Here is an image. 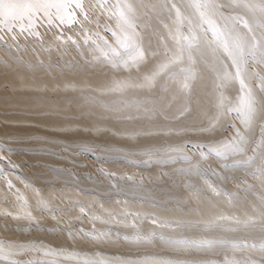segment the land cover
Returning a JSON list of instances; mask_svg holds the SVG:
<instances>
[{"label":"bare ground","instance_id":"obj_1","mask_svg":"<svg viewBox=\"0 0 264 264\" xmlns=\"http://www.w3.org/2000/svg\"><path fill=\"white\" fill-rule=\"evenodd\" d=\"M137 3L151 4L155 0H136ZM162 2V0H161ZM188 0H185L187 3ZM257 4L261 0H255ZM143 13V9H141ZM139 22V21H137ZM101 24H108L115 28L116 21L101 20ZM162 30L163 25H160ZM93 31L96 25H90ZM174 27V26H173ZM43 40L18 37L16 42L7 39L12 45L11 51L0 46V143L11 147V155L3 153L6 160H10L14 168H8L7 163L0 164L6 169L0 175V241L18 244H36L40 251L26 252L10 259L0 258V264H10L11 260L23 261L24 264H82L84 258L93 256L100 259L127 261L129 264H156L161 260L178 259L173 255V249L164 245L159 237L169 235H185L188 238L211 239L224 242L222 245L196 256L197 264H232L233 261H242L246 252L234 249L231 244L240 242L245 236L248 244L259 245L264 243L257 232L245 233L236 228L235 220L244 218L248 211L246 205L252 204L255 198L264 196V186L259 180H254L250 172L251 166L245 170L240 168H221V165L231 166L238 159L236 156H217L208 153L205 160L199 161V168L179 159L176 153H171L162 158L143 155L149 148H166L173 142L167 135H142L130 138L125 131L131 128H151L146 120L143 123L134 121L121 122L117 115H126L140 120L145 113L143 107H151L153 103L162 104L164 114L170 125L183 127L192 124H206V118L215 112L216 97L212 84L215 73L212 70L214 57L211 50L202 48L203 59H196L193 69L197 75L196 91L186 98L185 93L177 88V81L171 74L162 73L157 78L152 88H126L118 92L101 91L117 80H135L136 69L115 71L105 68L100 71L101 64L98 58L102 53L84 45V35L79 32V26L71 28L60 26L45 32L39 29ZM62 31L63 35L72 36L76 45L65 39L63 46L56 40L54 33ZM139 31V29L137 30ZM101 34L111 42V34L101 30ZM186 34V33H185ZM211 41V34L206 37ZM169 44L174 41L169 40ZM79 45V47L77 46ZM12 58H18L22 63L16 64ZM149 58L151 64L141 65L144 70L140 79L148 74L149 70L159 63ZM92 62L91 68H85L84 61ZM43 62L44 67L33 69L37 63ZM59 67H56V64ZM79 64V69L69 67ZM51 68V71L48 69ZM181 68L190 69V63L173 66L172 72L179 74ZM183 79V76H180ZM46 82L49 85L59 84L64 89L66 85H76L96 97L95 103L80 101L79 107H69L62 101L61 107L66 113H76L91 109L100 114L104 111L101 105L118 108L120 112L107 124L100 125L105 131L96 133L89 131L84 124H73L71 128L58 122L55 109L51 107L56 96H72L71 89L44 95L53 97L46 100L44 95L37 94L35 85ZM238 88V85L236 86ZM95 90V91H93ZM230 99L236 95L235 89L225 93ZM186 109V110H185ZM183 115L181 116V111ZM76 119L77 117H60V119ZM156 119L155 114L152 116ZM244 131L241 115L232 112L223 127H218L214 132L201 133L192 130L184 133V140L188 144L197 143L209 145L214 141H222L233 136L234 129L231 125ZM155 132V129H152ZM260 124L256 127L259 138ZM11 141V143H9ZM92 146L96 152H81L80 154L65 153L61 147ZM206 150V149H204ZM184 152L192 156V150L185 148ZM248 155H252L251 152ZM177 157V158H173ZM191 170L192 177L185 178L183 172ZM104 174H101V173ZM168 173L162 176L161 173ZM217 173L219 175H216ZM228 175L229 179H222ZM237 177L235 182L231 177ZM132 177L133 180H127ZM151 177V181H149ZM243 177L244 183L239 178ZM11 179L14 188H6L7 181ZM142 182L143 190L133 182ZM207 183L220 189V194L213 193ZM194 185L189 188L186 185ZM247 185H253L251 191ZM197 189L203 194L197 195ZM18 190V191H17ZM40 193L37 197L36 193ZM22 198V199H18ZM236 197L237 199H232ZM43 198L50 206L65 210L63 221L58 214L51 211H41L37 207L38 199ZM24 201L27 202L25 205ZM258 202V201H257ZM80 207L88 211L89 216H99L95 228L97 231H111L112 242H94L88 238L78 237L71 239L67 235L68 222L73 223L75 230L83 229L93 231L92 220L81 217ZM165 208L167 210H165ZM25 210H30L36 218V223L26 218L14 219L13 216H23ZM12 213L11 216L5 213ZM115 212L121 219L108 221L107 213ZM126 212L139 213L140 219L136 229L132 228L133 220L129 216L123 219ZM56 215V219H53ZM145 216H155L164 221L185 220L192 222H207L219 216L226 217L217 220L216 226L211 230L184 229L180 233H173L168 228L153 225ZM79 217V219H77ZM61 228L65 230L60 231ZM155 233L156 239L149 243H134L135 231ZM129 237L124 240L123 237ZM51 251L54 254L45 255ZM184 261V257L179 258ZM186 264H192L188 259Z\"/></svg>","mask_w":264,"mask_h":264},{"label":"snow or ice","instance_id":"obj_2","mask_svg":"<svg viewBox=\"0 0 264 264\" xmlns=\"http://www.w3.org/2000/svg\"><path fill=\"white\" fill-rule=\"evenodd\" d=\"M143 9V13H141ZM108 21L115 20V28L108 24H101L103 18ZM139 21V22H137ZM96 25L97 30L93 31L90 25ZM163 25V31L160 25ZM73 25L79 26V32L84 35V45H88L95 51L101 52L102 57L98 58V63L102 65L100 71L105 68L115 71L127 70L131 72L136 69L137 78L135 80H117L105 87L103 92H118L126 88H152L155 86L157 78L162 73L171 74L177 81L179 91L185 93L186 98L196 91L197 75L193 70L196 65V59H203L202 48H208L214 57L212 70L215 73L212 80L213 88L219 95L216 97L215 112L206 118L207 123L203 121L200 124L184 125L176 127L170 125L165 115L161 120L159 117L164 114L165 108L162 104L153 103L151 107H143L145 115L140 120L126 115H117L116 119L121 122L134 121L143 123L147 121L151 128H131L125 131L130 138H138L142 135H167L173 142H170L166 148H149L143 155L151 158L164 157L171 153H176L179 159L191 164L193 159L197 160L195 168H199V161L205 160L208 153H214L217 156L227 157L229 154L238 157L231 166L224 164L221 168H247L254 166L249 174L252 179L259 180L261 186H264V0L259 4L255 0H155L154 3H137L136 0H0V46L6 47L11 51L12 45L8 40L16 42L18 37L33 38L43 40V35L39 29L43 28L45 32L53 28L59 29L71 28ZM174 26V27H173ZM139 29V31H137ZM101 30L111 34V42L101 34ZM186 33V34H185ZM211 34L212 40L206 39ZM56 40L61 41L59 47L63 46V41L67 39L72 44L77 42L72 36H64L62 31L54 33ZM174 44H169V40ZM79 47V45H77ZM151 52L152 58L159 61L152 67L148 74L140 79V73L144 70L141 65L151 64L149 58ZM14 63L20 64L18 58H12ZM184 63H190L192 68H181L179 74L173 73V66H180ZM85 68H91L92 62L84 61ZM43 62L37 63L33 69L43 68ZM59 67V64H56ZM69 67L79 69V64H71ZM51 71V68L48 69ZM183 76V79H180ZM238 85V88L236 87ZM71 89L72 96H56L51 105L55 109L58 122L67 125L69 128L73 124H84L89 131L102 133L105 131L100 125L107 124L114 118V114L120 112L118 108H110L107 105H101L104 111L100 114L94 113L91 109L79 111L76 113H66L61 107V102H67L69 107H79L80 101L97 102L96 97L84 89H78L76 85H66L64 89L59 84L49 85L41 82L35 85L37 94L61 92ZM230 89H235L236 95L231 99L225 94ZM95 91V90H93ZM46 100L53 97L44 95ZM186 110V109H185ZM181 111V116L183 115ZM232 112L241 115V121L244 131L231 125L234 129L232 137L214 141L209 145L197 143L188 144L184 140V133L197 130L201 133L214 132L218 127H223L228 116ZM155 114L156 119L152 116ZM77 117L76 119H60V117ZM260 124L259 138H257L256 127ZM155 129V132L152 131ZM11 143V141H9ZM61 147L65 153L80 154L81 152H96L98 149L92 146ZM185 148H190L193 155L189 156L184 152ZM206 149V150H204ZM11 147L0 143V164L7 163L8 168H14L10 160H6L3 153L11 155ZM251 152L252 155H248ZM173 157V158H177ZM6 171L0 168V175ZM183 172L185 178H191V170ZM101 174H104L103 172ZM219 175L217 173H214ZM167 176L168 173H161ZM127 180H133L127 177ZM151 181V177L148 178ZM228 180L229 176L222 177ZM233 182L237 177H231ZM244 183L243 177L239 178ZM141 190L144 188L142 182L133 181ZM207 187L216 194H220V189L207 183ZM192 188L194 185H186ZM6 188L12 191L14 185L9 179ZM253 185H247V190L251 191ZM18 191V190H17ZM197 195L203 193L197 189ZM40 197V193H36ZM237 199L236 197H231ZM18 199H22L19 198ZM258 201V202H257ZM25 205L27 204L24 201ZM37 207L41 211H51L64 219L65 210L56 206H50L43 198L38 199ZM248 211L244 218L236 219V228L245 233L257 232L259 238L264 240V196L257 197L252 204L246 205ZM165 210H167L165 208ZM81 217H87L92 220L93 231L86 232L83 229L75 230L73 223L68 222L67 235L71 239L78 237L88 238L94 242H112L111 231H97L95 228L99 216H89L84 207H80ZM11 216L12 213H5ZM132 217V228L136 229V221L140 219L139 213L126 212L123 219ZM14 219L26 218L32 223H36V218L32 216L30 210H25L23 216H13ZM108 221H118L121 216L115 212L107 213ZM144 219H150L153 225L161 228H168L173 233H180L184 229H205L211 230L217 220H224L226 217L219 216L216 219L207 222H192L185 220L164 221L155 216H145ZM56 219V215H53ZM79 219V217H77ZM65 229L61 228L63 232ZM134 243H149L156 239L155 233H144L141 230L135 231ZM129 240V237H123ZM160 241L168 248L173 249V255L178 259L161 260L156 264H186L188 259L192 264H197L196 256L199 253L208 251L222 245L224 242L211 239L188 238L185 235L160 236ZM231 246L236 249H242L246 252V257L242 261H233L232 264H264V243L259 245L248 244V237L245 236L240 242L232 243ZM40 251L36 244L26 245L13 242L0 241V258L10 259L14 256L22 255L26 252ZM45 255L54 254L51 251ZM184 257V261L179 258ZM10 264H24L23 261L11 260ZM82 264H129L127 261H115L100 259L95 256L84 258Z\"/></svg>","mask_w":264,"mask_h":264}]
</instances>
